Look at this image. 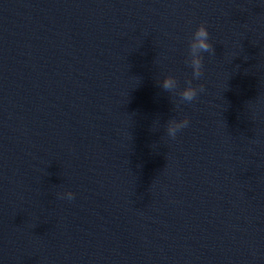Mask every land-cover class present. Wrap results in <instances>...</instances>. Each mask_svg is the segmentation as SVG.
Returning a JSON list of instances; mask_svg holds the SVG:
<instances>
[{
	"label": "water",
	"instance_id": "water-1",
	"mask_svg": "<svg viewBox=\"0 0 264 264\" xmlns=\"http://www.w3.org/2000/svg\"><path fill=\"white\" fill-rule=\"evenodd\" d=\"M0 264H264V0H0Z\"/></svg>",
	"mask_w": 264,
	"mask_h": 264
},
{
	"label": "clouds",
	"instance_id": "clouds-1",
	"mask_svg": "<svg viewBox=\"0 0 264 264\" xmlns=\"http://www.w3.org/2000/svg\"><path fill=\"white\" fill-rule=\"evenodd\" d=\"M202 53H208L209 55H215L214 45L210 42V34L205 24L201 23L199 27L192 34V38L189 41V53L185 63L188 64L192 69V79L186 81V87L183 90L176 92L178 88L177 79L170 75L166 77L161 87L170 93L175 92L179 96V100L176 102V107L179 109L181 103L191 104L197 100L200 93L205 92L203 84L193 86V80H199L204 75V58ZM190 124V120L184 117L181 120H169L167 123V136L175 140L177 134L183 129L187 128ZM58 199H67L72 201L75 199V194L71 191L58 193Z\"/></svg>",
	"mask_w": 264,
	"mask_h": 264
}]
</instances>
